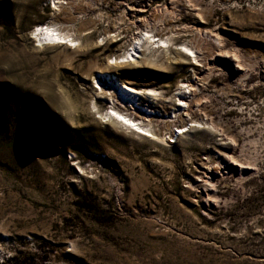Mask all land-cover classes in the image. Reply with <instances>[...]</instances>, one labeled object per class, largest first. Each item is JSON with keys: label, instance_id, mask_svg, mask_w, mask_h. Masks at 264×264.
<instances>
[{"label": "rangeland", "instance_id": "obj_1", "mask_svg": "<svg viewBox=\"0 0 264 264\" xmlns=\"http://www.w3.org/2000/svg\"><path fill=\"white\" fill-rule=\"evenodd\" d=\"M52 1L0 0V264H264V0H70V48L30 38L64 19ZM143 20L180 33L114 66ZM109 82L155 92L163 141L111 122ZM182 85L215 131L168 138Z\"/></svg>", "mask_w": 264, "mask_h": 264}, {"label": "bare ground", "instance_id": "obj_2", "mask_svg": "<svg viewBox=\"0 0 264 264\" xmlns=\"http://www.w3.org/2000/svg\"><path fill=\"white\" fill-rule=\"evenodd\" d=\"M57 0L56 2L52 1V8L58 9L61 12L65 13L64 19L61 21L55 17V19L50 22L51 25H41L36 26L35 29L31 32L30 38L35 39L38 42V45H50V46H60L70 48L76 41L82 40V36L87 34L85 33L86 29H77L74 28V23L77 20V14H81L83 9H77L76 4L73 0ZM57 10V11H58ZM59 11V12H60ZM166 12V11H165ZM197 17L202 19V12L195 11ZM162 13V12H161ZM78 16V15H77ZM144 21V20H143ZM139 21L136 27L138 34L133 37L132 41L128 44V50L125 51L122 56L118 58H114L113 65L114 66H129V65H137L141 64L144 61H150L151 59H155L158 55L163 54L164 52L169 51V46L172 41V37L178 35L180 32H176L171 28L167 27L166 25H150L147 21ZM160 22V21H159ZM69 24L68 27H60L56 26ZM94 24V23H93ZM91 24V26H93ZM90 26V27H91ZM90 29V28H89ZM85 33V34H84ZM72 34L75 35V39H71ZM74 49V48H73ZM183 50L187 52L188 57H190L194 64H200L198 58L200 57L196 52H194V48L188 45L183 46ZM149 53V57L145 58V54ZM174 54L179 55L180 53L174 50ZM227 54V53H225ZM176 55V56H177ZM229 55V54H228ZM233 58L237 59L235 55H232ZM120 60V61H119ZM110 67L109 64L106 65V69ZM236 68L238 71L243 73L244 65L237 64ZM97 74H102L101 71H98ZM241 78L246 77V74ZM99 88L91 87L93 91H101L103 94L101 86L99 82L97 83ZM184 86V87H183ZM197 87V86H196ZM108 91L113 90L114 94L111 96V107L109 113V119L111 118V122L117 125L121 130L129 132L130 134H136L137 136H144V137H152L156 141H163L164 136L162 137L158 131L153 130V126L150 123L151 115L142 107H140L141 99L144 97L151 99L155 95V92L152 90H143L141 92L135 90L134 88L120 83L116 85L115 83L109 82V87L107 88ZM185 90L186 94L189 95L187 99L179 98L177 99V105L175 107L178 108V113H173V118L176 121H163L165 123V127L167 128L166 131H169V139H177L186 133L188 130L193 128L199 127L204 125L210 129L215 131V127L210 122L208 124L202 123L195 119L194 113L191 112V105L194 103H198L197 100L193 99L195 92L192 86L182 85V87L178 88V91ZM197 110L201 111V109L197 106ZM195 117V118H194ZM200 119V118H199ZM201 120V119H200ZM181 123L179 125H175V123ZM189 124V125H188ZM187 129H184L186 128ZM217 129V128H216ZM158 132V133H157ZM165 143V142H164ZM169 143V142H168ZM233 161L234 169H224V174L231 173L236 171L239 176H242L245 170H251L254 166L250 163L245 162H238L235 159L230 158ZM252 159V158H251ZM252 166V167H251ZM253 170V169H252ZM208 172L211 170L208 169Z\"/></svg>", "mask_w": 264, "mask_h": 264}]
</instances>
